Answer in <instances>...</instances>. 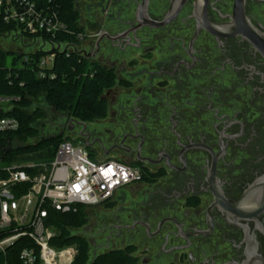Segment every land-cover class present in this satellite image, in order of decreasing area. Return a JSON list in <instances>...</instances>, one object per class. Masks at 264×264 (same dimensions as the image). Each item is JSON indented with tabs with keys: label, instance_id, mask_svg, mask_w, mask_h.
<instances>
[{
	"label": "flooded vegetation",
	"instance_id": "1",
	"mask_svg": "<svg viewBox=\"0 0 264 264\" xmlns=\"http://www.w3.org/2000/svg\"><path fill=\"white\" fill-rule=\"evenodd\" d=\"M102 115L41 101L42 136H77L140 181L88 210L92 255L130 264H264V0H72ZM70 119L84 122L70 123ZM72 127L71 130L67 126Z\"/></svg>",
	"mask_w": 264,
	"mask_h": 264
},
{
	"label": "built area",
	"instance_id": "2",
	"mask_svg": "<svg viewBox=\"0 0 264 264\" xmlns=\"http://www.w3.org/2000/svg\"><path fill=\"white\" fill-rule=\"evenodd\" d=\"M0 19L13 25L0 39L17 46L10 50L21 54L39 79L57 78L56 58L73 56L79 48L82 29L66 19L60 0H0ZM10 105V98L0 96V110ZM19 128L16 116H0V133ZM69 136L63 134L53 156L0 165V264H74L78 246L62 242L57 214L108 205L121 189L140 181L137 167L91 156Z\"/></svg>",
	"mask_w": 264,
	"mask_h": 264
},
{
	"label": "trees",
	"instance_id": "3",
	"mask_svg": "<svg viewBox=\"0 0 264 264\" xmlns=\"http://www.w3.org/2000/svg\"><path fill=\"white\" fill-rule=\"evenodd\" d=\"M60 4L63 15L77 28V15L72 0H60ZM12 26L0 19V34L10 30ZM39 54L41 53L34 56ZM11 55L12 60L9 62ZM54 70L59 74L57 78L39 79L35 69L23 61L21 54L0 50V96L10 98L11 101L9 109L0 110V116L12 115L20 121L17 131L0 133V159L3 157V161L12 163L30 157L53 156L59 142L64 140L63 135L42 138V119L45 112L39 105L41 101L85 121L102 115L96 96L99 88L106 84L105 81L89 74L84 76L83 65L76 55H59ZM15 141L22 144L15 145ZM4 145L11 146L9 152L3 151ZM56 217L62 242L76 243L78 246L79 252L74 264H130L128 257L118 252L99 254L91 258L88 241L80 235L70 236V228H83L88 222L86 209L80 208L75 213H58Z\"/></svg>",
	"mask_w": 264,
	"mask_h": 264
},
{
	"label": "water",
	"instance_id": "4",
	"mask_svg": "<svg viewBox=\"0 0 264 264\" xmlns=\"http://www.w3.org/2000/svg\"><path fill=\"white\" fill-rule=\"evenodd\" d=\"M246 28H243L242 34L250 41V43L255 47L256 51H258L262 57L264 58V35L258 32L249 22L245 24ZM70 123H78L80 125H85L84 122H77L76 119H70ZM68 130H71V125L67 126ZM55 136L47 137V139L54 138ZM46 139V138H43ZM11 149L10 146H7L3 149L4 152H9ZM260 187L263 200L262 204L264 206V176L259 179V181L254 184V186H251L249 191L253 190L255 187Z\"/></svg>",
	"mask_w": 264,
	"mask_h": 264
},
{
	"label": "rangeland",
	"instance_id": "5",
	"mask_svg": "<svg viewBox=\"0 0 264 264\" xmlns=\"http://www.w3.org/2000/svg\"><path fill=\"white\" fill-rule=\"evenodd\" d=\"M0 43H1L2 47L5 48V50H8V49L10 50L11 48H15V47L17 48V46H14V43H12L10 39H4V38H2V39H0ZM11 60H12V55L9 58V62H11ZM69 140L73 141L74 143H81V140L77 136H75V135L69 136ZM14 144L15 145H19V144H22V142L15 141ZM18 161H20V160H18ZM14 162H17V161H14ZM9 163H10L9 161H3V162L0 161V165L9 164ZM82 229L83 228H76V229H74V231L76 232L77 235H80L79 232ZM90 253H91V250H90ZM94 257L95 256L92 255V253H91V258H94Z\"/></svg>",
	"mask_w": 264,
	"mask_h": 264
}]
</instances>
